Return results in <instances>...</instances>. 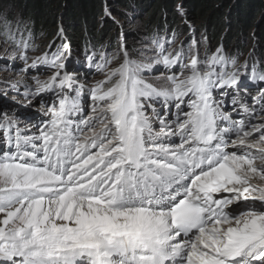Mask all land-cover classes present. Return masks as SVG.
<instances>
[{
  "label": "snow or ice",
  "instance_id": "6c2138e0",
  "mask_svg": "<svg viewBox=\"0 0 264 264\" xmlns=\"http://www.w3.org/2000/svg\"><path fill=\"white\" fill-rule=\"evenodd\" d=\"M4 34L23 62L4 95L42 118L0 116V264H264V86L245 83L264 71L201 56L194 31L136 57L121 33L86 55L89 85L63 29L31 62L30 36L6 18Z\"/></svg>",
  "mask_w": 264,
  "mask_h": 264
},
{
  "label": "rangeland",
  "instance_id": "374dc122",
  "mask_svg": "<svg viewBox=\"0 0 264 264\" xmlns=\"http://www.w3.org/2000/svg\"><path fill=\"white\" fill-rule=\"evenodd\" d=\"M178 6L183 9V16L177 11ZM15 7L14 2L10 0H0V116L5 112L9 115H19L25 121V123L21 124V127H25L27 121L38 122L42 118L39 111V101H34L31 108H23L13 99V97L21 99V96L17 92L9 89L8 95H4L6 82H15L23 75L20 73L23 62L19 59L13 61L10 55V45L4 43L6 39L4 34L5 18L11 24L14 32L19 27L25 38H29L28 32L24 30V26L29 23V20L25 18V15L19 14ZM106 10L109 13L107 15ZM146 12L147 10L133 2L129 6H121L116 0H105L103 13L95 17L93 28L86 32L90 37L94 38V35L97 34V30L99 29L102 31L101 37L99 38L100 41L92 39L88 45L82 47L83 42L78 40L81 45L78 44L75 47L69 42L77 41V38L69 35L73 34L69 29L70 24L62 19L58 23L59 27L55 32H38L36 36L32 35L30 37V46L27 50V55L30 58L29 62H31L32 58L48 51L49 45L53 42L59 45L62 40L58 38V33L63 29V42L69 43L71 47V56L68 61L69 70L76 69L80 74V79H87L88 84L92 85L95 81L102 79V76L95 74L94 70L89 71L86 55L91 54L93 49L96 52L104 49L107 50L109 55L114 54L119 47L121 33L124 35L128 51L136 57L140 53L145 52L146 42L150 41L157 33L161 36L167 35L171 37L172 32L175 31L178 34V39L172 47H176L181 40L188 38L190 32L194 31L195 38L200 42L201 56L205 54L206 50L210 54L211 52H215L217 48H221L225 55L236 58L238 66L244 65L245 61H247L248 74H250L253 65H256L261 71H264V41L256 37V29L244 28L236 36L228 26V23H225V28L222 31H216L214 33V30L210 26L208 28L203 27L204 21L193 14L192 9L187 6L186 0H173L169 7L163 8L160 13L158 12L156 14H159L163 19H168L169 21L168 28H164L163 30L154 29L152 31L150 29L151 23L146 24L148 20ZM173 16H176L174 21L171 19ZM60 17L63 18V16ZM93 30H95V34H93ZM217 33H219L218 38H216ZM19 34L17 33V38H19ZM51 34L52 36H50ZM82 38L86 39V37ZM93 42H95L94 45ZM99 44L100 46H98ZM6 47L9 48L8 56H5ZM148 54L150 55L151 53ZM241 71H244V69L242 68ZM85 73H88L87 76H85ZM36 75H39L40 79L44 80L47 79L48 73L43 67L39 69V72L30 70L27 73V82L32 83V77ZM245 83L248 86L247 91L251 95L256 94L259 86H264L255 85L249 81H245ZM24 90V84L21 83L19 85V93L22 94ZM249 103H251L250 100ZM27 126L30 127V125Z\"/></svg>",
  "mask_w": 264,
  "mask_h": 264
},
{
  "label": "trees",
  "instance_id": "16d2710c",
  "mask_svg": "<svg viewBox=\"0 0 264 264\" xmlns=\"http://www.w3.org/2000/svg\"><path fill=\"white\" fill-rule=\"evenodd\" d=\"M10 1L14 2L18 13L25 15V18L29 20V23L24 26V30L28 32L30 37L32 35L36 36L38 32H55L59 27L58 23L64 19L70 24L69 29L73 33L69 35L77 38V41L69 42L75 47L80 44L78 40L83 42L82 47L88 45L92 39L100 41L102 31L99 29L97 34L93 30L94 38L86 32L93 28L95 17L103 13L105 0ZM116 1L121 6H129L133 2L147 10L148 20L146 24L151 23L150 29L152 31L168 28V19L165 20L159 14H156L160 13L163 8L169 7L173 0ZM186 3L192 9L193 14L204 21L203 27L208 28L210 26L214 33L222 31L225 28V23H228L234 35H239L244 28H254L256 29V37L264 41V0H186ZM60 16H63V18ZM175 17L173 16L171 19L174 21ZM217 34L216 38L219 37V33ZM82 37H86V39Z\"/></svg>",
  "mask_w": 264,
  "mask_h": 264
}]
</instances>
